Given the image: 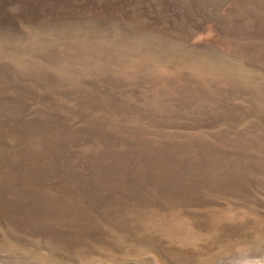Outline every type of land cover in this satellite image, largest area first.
<instances>
[{
	"label": "rangeland",
	"instance_id": "374dc122",
	"mask_svg": "<svg viewBox=\"0 0 264 264\" xmlns=\"http://www.w3.org/2000/svg\"><path fill=\"white\" fill-rule=\"evenodd\" d=\"M0 264H264V0H0Z\"/></svg>",
	"mask_w": 264,
	"mask_h": 264
}]
</instances>
